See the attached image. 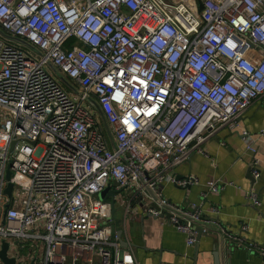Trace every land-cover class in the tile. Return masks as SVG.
Returning a JSON list of instances; mask_svg holds the SVG:
<instances>
[{"label": "built area", "instance_id": "built-area-1", "mask_svg": "<svg viewBox=\"0 0 264 264\" xmlns=\"http://www.w3.org/2000/svg\"><path fill=\"white\" fill-rule=\"evenodd\" d=\"M201 3L0 0V248L15 264H137L124 224L111 230L105 188L119 190L123 223L137 208L187 245L198 222L213 223L163 185L196 183L174 168L264 95V0ZM240 134L257 180L253 138ZM220 188L209 181L200 196ZM245 197L260 205L253 189ZM226 235L264 258V246Z\"/></svg>", "mask_w": 264, "mask_h": 264}, {"label": "crops", "instance_id": "crops-1", "mask_svg": "<svg viewBox=\"0 0 264 264\" xmlns=\"http://www.w3.org/2000/svg\"><path fill=\"white\" fill-rule=\"evenodd\" d=\"M234 123V126L219 127L201 145V152L191 151L188 158L174 168L178 178L192 175L197 178L196 183L185 188L166 183L162 192L181 207L201 206L202 216L218 228L264 246V95ZM242 129L253 138L256 148L260 162L257 180L250 177L251 155L240 134ZM214 180L221 185L220 190L208 192L202 199L200 195L207 191V182ZM249 189L256 192L260 201L258 207L247 202L245 195ZM117 209L120 217L115 214V226L121 230L124 224L126 235L122 236L132 247L137 264H213L214 250L219 252L221 264H264V258L242 248L238 242L225 238L224 246H221L215 229L202 233L196 243L187 245L185 234L178 232L168 221L142 215L136 208L132 216L125 217L126 224L123 223V207Z\"/></svg>", "mask_w": 264, "mask_h": 264}, {"label": "water", "instance_id": "water-1", "mask_svg": "<svg viewBox=\"0 0 264 264\" xmlns=\"http://www.w3.org/2000/svg\"><path fill=\"white\" fill-rule=\"evenodd\" d=\"M196 3H197V12H199L202 9L201 0H196ZM17 40H19L22 43L28 44L27 42H25L24 40H21L19 38H17ZM51 68L64 84L69 85L68 81L64 77H62L60 75V73L54 67L51 66ZM95 107L97 109H99V107L96 104H95ZM99 111H100V109H99ZM100 113H101V111H100ZM103 120H104V118H103ZM6 177H7V179L9 178V171H7ZM12 187H13L12 184L8 183L7 188L5 189V192H6L8 197H10V195H11ZM118 192H119V190L105 188L101 192H99L97 195L98 198H100L102 200H106L108 196L110 197V208H111L112 219H113L114 213L117 211V208L114 206V204H115V195ZM7 207H8V204H6L4 206L5 210ZM198 223L195 226V230L197 231L196 242L199 240V238L202 234V226H205L209 230L215 229L218 232V234L220 236L219 237L220 244H221V246H224L225 238L228 239L226 233H229V232H227L225 229L223 231L221 228H218V226L215 223H201V222L199 224ZM111 230H112V232H116L118 236H121V234H122V230L115 229V223L114 222H111ZM229 234H231V233H229ZM120 242H121L122 246H126L125 240L121 239ZM7 248H8L7 242H5V241L2 242V245L0 248V261L2 264H15V260L13 258L7 256ZM221 251H223V250H221ZM212 255H213V264H221L219 252L217 250H214L212 252Z\"/></svg>", "mask_w": 264, "mask_h": 264}, {"label": "rangeland", "instance_id": "rangeland-1", "mask_svg": "<svg viewBox=\"0 0 264 264\" xmlns=\"http://www.w3.org/2000/svg\"><path fill=\"white\" fill-rule=\"evenodd\" d=\"M65 87H66V89H67L70 93H73V91H72L68 86L65 85ZM73 94H74V93H73ZM116 215H117V218L120 217L119 212H117ZM127 222H128V220H127ZM127 222H126V224H127ZM126 228H127V227H126ZM29 263H30V262H28V264H29Z\"/></svg>", "mask_w": 264, "mask_h": 264}]
</instances>
